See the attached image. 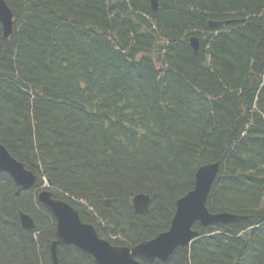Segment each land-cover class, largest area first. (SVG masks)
<instances>
[{
  "label": "trees",
  "instance_id": "1",
  "mask_svg": "<svg viewBox=\"0 0 264 264\" xmlns=\"http://www.w3.org/2000/svg\"><path fill=\"white\" fill-rule=\"evenodd\" d=\"M6 1L0 142L37 184L23 190L0 171V264H53L57 224L37 200L48 181L102 238L133 247L169 230L197 170L216 162L209 211L248 219L196 223L190 247L138 260L264 264V0ZM138 194L151 197L145 215ZM58 258L97 264L72 245Z\"/></svg>",
  "mask_w": 264,
  "mask_h": 264
},
{
  "label": "water",
  "instance_id": "2",
  "mask_svg": "<svg viewBox=\"0 0 264 264\" xmlns=\"http://www.w3.org/2000/svg\"><path fill=\"white\" fill-rule=\"evenodd\" d=\"M158 4L159 0H151L154 10L158 8ZM14 18L15 14L7 1L0 0V23L6 39L13 35ZM224 24L226 23L209 22L210 27ZM191 46L195 51L199 49L200 42L197 37L191 38ZM220 165V162H216L200 167L195 175L194 189L177 201L170 229L134 247L115 246L101 238L94 225L83 222L75 207L63 199L54 197L51 190L41 189L37 195L38 201L57 223L56 238L51 245L53 264H59L60 245L77 247L92 256L97 264H142L137 259L139 256L166 262L177 248H187L199 237V232L193 229L196 223L207 228L211 225H228L247 220L246 216L229 212L212 213L207 207L208 197L219 174ZM0 171L9 174L23 190H31L37 184V175L12 156L6 145L1 142ZM111 202L106 203L109 205ZM150 202L149 195H136L132 200L135 213L147 214ZM20 220L25 230L35 229L34 219L30 215L21 213Z\"/></svg>",
  "mask_w": 264,
  "mask_h": 264
}]
</instances>
